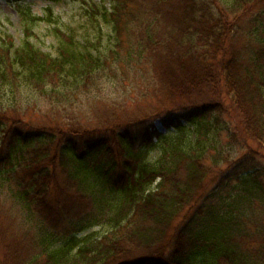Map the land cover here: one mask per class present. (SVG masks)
<instances>
[{"label":"trees","instance_id":"16d2710c","mask_svg":"<svg viewBox=\"0 0 264 264\" xmlns=\"http://www.w3.org/2000/svg\"><path fill=\"white\" fill-rule=\"evenodd\" d=\"M77 1L94 26L93 37L86 32L79 41L71 32L54 26L56 54L43 52L29 41L33 30L29 24L55 22L52 11L48 9L43 17L26 13L30 20L25 21L20 44L15 46L9 36L0 44V88L23 86L40 92L47 83L70 82L85 89L91 73L107 65L98 47L103 24H107L108 48L120 65L134 67L128 61L132 57L148 63L156 58L157 63H163L157 67L171 79L170 93L173 91L177 98L184 94L191 101L182 109L192 129L183 137L165 140L161 155L167 154L168 159L157 165L142 160V148L138 156L131 152L137 131L130 125L116 133L118 154L121 150L126 154L119 163H114L101 136L78 137L74 131L46 128L49 125L39 127L52 131V137L44 130L27 133L13 129L0 149V193L3 190L13 196L27 212L41 211V206L47 209L45 218L42 213L38 220L30 216L36 220L30 238L35 252L27 263L264 264L263 214L252 212L255 222L250 229L247 220L242 221L245 210L249 212L255 202L264 207L262 174L241 175L256 167L255 153L244 154L229 168L231 176L241 168L234 176L241 188H233L230 202L217 201L218 189L206 192L211 180L209 169L204 171L208 164L201 162L217 148L215 136L207 131L221 115L229 118L231 143L243 144L245 135H257L260 140L262 134L264 146V38L257 39L254 27L249 28L257 46L244 55L238 54L233 41L239 33L241 12L264 0H177L176 6L169 0H108L109 8L104 0L98 5ZM166 15L171 24L158 30L156 24L164 25L160 18ZM226 97L233 112L222 100ZM6 122L11 123L7 116H1L0 128ZM164 126L181 131L185 124L170 120ZM142 128L139 133L147 141L162 136L154 125L152 130ZM62 135L67 139L58 144L56 139H63ZM52 142L58 161L57 153L51 157L48 152ZM98 154H108V158L102 161ZM210 157L217 169L221 158ZM54 162L66 179L59 189L70 190L72 195L58 190L51 198L54 191L49 193L48 175L55 169ZM49 197L53 206L46 202ZM68 205L76 208L67 211ZM104 223L109 226L104 233L88 232L78 237ZM158 237L165 242L156 254L140 258L131 255L132 247L150 249Z\"/></svg>","mask_w":264,"mask_h":264},{"label":"rangeland","instance_id":"374dc122","mask_svg":"<svg viewBox=\"0 0 264 264\" xmlns=\"http://www.w3.org/2000/svg\"><path fill=\"white\" fill-rule=\"evenodd\" d=\"M86 1L97 5L102 3V0ZM152 1L150 0L151 3ZM169 1L176 6L177 0ZM103 4L107 8L110 6L108 0H104ZM83 8L84 6L77 0H58L56 2L50 0H0V44L2 40H7V36H9L15 46L19 45L24 38L23 27L25 21L29 22V16L43 17L47 10L50 9L55 22L40 21L35 24L31 22L29 25L33 30L29 41L43 52L55 55L56 38L52 30L54 26L61 27L62 31L71 32L79 41L82 40L81 37L86 32L89 37H93L95 34L94 26L86 19ZM27 10L28 12H26ZM26 13H29V16ZM160 20L164 25L156 24L158 30L171 24V20H168L167 15L161 17ZM238 21L237 28L239 33H235L233 41L236 43L238 54H249L250 49L256 47L257 44L251 39L252 35L248 33V29L252 30L254 27L257 33L254 36L257 39H261V41L264 38V1L252 8L250 7L245 13L241 12ZM132 33L137 35L135 30ZM109 35V27L107 24H103V35L98 47L107 65L99 71L91 73V79L83 90L70 82L66 83V85L47 83L41 88L42 91L40 92L23 86L11 89L0 88V117L7 116L11 122L9 124L6 122L0 128V149L7 144L13 129L17 132L27 133L44 130L47 132L46 136L50 134L52 137V131L39 127L49 125L46 128L51 127L54 131L70 130L69 133L74 131L73 133L78 137L86 135L90 138L95 135L101 136L106 141V147L109 148L107 152L113 157L114 163H119L118 161L122 157L124 158L126 154L122 150L118 154L116 133L125 130L126 126L130 125L133 131H137V141L131 147V152L138 156L139 150L142 148V153L139 156L148 165H157L161 161L164 162L168 159L167 154L163 157L161 155L162 148L166 145L165 140L174 138V136L183 137L190 134L186 132L187 129H192V126L184 120L183 116L187 112L182 109V106L191 101L187 100L184 94L177 98L173 91L170 93L169 80L171 79L162 73V67H157L163 64L157 63L158 59L151 58L148 63L145 60L138 61L136 57H132L128 61L134 67L126 66L123 63L120 65L117 61L118 59L111 57L107 43ZM222 89V86L218 87L220 92ZM229 99L226 97L222 100L233 112L234 108H232L231 103H228ZM170 120L174 123L180 120L182 125L185 124L184 129L178 131L172 127L165 128L164 124H168ZM211 120H214V118ZM224 122L225 124H223ZM153 125L158 134L160 133L162 136L159 138L153 136L148 141L143 139L139 133L143 132L144 128L142 127H149L148 130H152L151 127L153 128ZM209 126L207 133L210 136L211 134L215 136L217 148L206 155L204 160H201L203 164H208V168L204 169V171L209 169L208 179L211 180L210 184L207 181L206 192H209V190L214 192L213 190L218 189L216 192L220 196L218 195L217 201L219 199V201L223 200L224 202L233 200V188H241L238 185V181L234 179V176L237 175L241 168L232 176L229 168L236 165V162L241 160L244 154L251 155L255 153L253 160L256 167L250 171L241 172V175L249 174V172L255 175L259 172V174H262L260 181L264 184V146L260 142L263 135L261 134L260 140L257 135L255 137L245 135L243 139L246 138V140L243 141V144H235L231 143L233 141L229 138V118L227 116H219L217 123ZM146 133H148L147 130ZM62 136L63 139H56L58 144L67 139L66 135ZM200 138L204 139V137ZM143 140L145 141L143 142ZM240 140L241 138L239 137ZM49 148L48 152L51 157H55L57 153L56 160L58 161V152L53 142L49 144ZM211 155L221 158L218 160L219 165H215L217 169L213 167L214 165L210 161ZM107 158L108 154H98L97 156V159L102 161H106ZM56 164L54 162L55 169H51L48 175L49 193L54 191L50 194L51 198H55L58 195L56 192L60 190L61 184H66L65 174L60 171L61 167ZM200 166L204 168L206 165ZM113 173L114 171H110V174ZM21 174L22 172L19 173L20 178ZM179 174L182 175V172ZM226 174L228 177H226ZM15 177H17V174L13 175V178ZM22 177L26 179L27 174L24 173ZM19 181L21 183V180ZM69 186L73 185L70 184ZM60 191L65 194L71 193L69 192L70 190L62 189ZM51 198L49 197L46 202L53 206ZM197 202L198 199L196 197L195 204ZM192 204H194L193 201ZM74 208H76L75 205H68L66 209L70 211ZM46 210V206H41V211L35 212V209H33L27 212L22 208L19 201L1 190L0 264H28L29 256L35 252L34 243L30 239L31 234L35 231V226L32 225V222L38 220L41 213L43 218H45ZM234 211L236 212V210ZM258 211L263 214L262 222L264 225V207L259 206L258 202H255L254 206L250 207L249 212H246V210L244 212L246 216H244L242 221L247 220V229L254 227L255 217L252 212L256 213ZM31 215L35 216L36 220L30 217ZM108 228V224L104 223L83 231L78 237H82L88 232L102 234ZM155 240V244L150 249L132 247L131 255L140 258L156 254L165 239L158 237Z\"/></svg>","mask_w":264,"mask_h":264}]
</instances>
